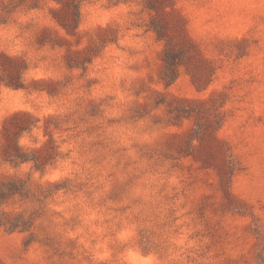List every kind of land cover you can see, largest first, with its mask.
<instances>
[{
  "label": "rangeland",
  "instance_id": "374dc122",
  "mask_svg": "<svg viewBox=\"0 0 264 264\" xmlns=\"http://www.w3.org/2000/svg\"><path fill=\"white\" fill-rule=\"evenodd\" d=\"M0 264H264V0H0Z\"/></svg>",
  "mask_w": 264,
  "mask_h": 264
}]
</instances>
